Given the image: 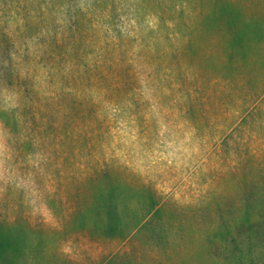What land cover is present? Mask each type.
<instances>
[{
    "label": "rangeland",
    "instance_id": "obj_1",
    "mask_svg": "<svg viewBox=\"0 0 264 264\" xmlns=\"http://www.w3.org/2000/svg\"><path fill=\"white\" fill-rule=\"evenodd\" d=\"M0 264H264V0H0Z\"/></svg>",
    "mask_w": 264,
    "mask_h": 264
},
{
    "label": "crops",
    "instance_id": "obj_2",
    "mask_svg": "<svg viewBox=\"0 0 264 264\" xmlns=\"http://www.w3.org/2000/svg\"><path fill=\"white\" fill-rule=\"evenodd\" d=\"M111 253H113V252H111ZM108 254H110V253H108ZM88 260V259H87Z\"/></svg>",
    "mask_w": 264,
    "mask_h": 264
}]
</instances>
